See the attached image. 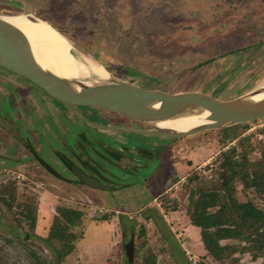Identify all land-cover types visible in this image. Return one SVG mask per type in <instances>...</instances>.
Returning a JSON list of instances; mask_svg holds the SVG:
<instances>
[{"label":"rangeland","instance_id":"1","mask_svg":"<svg viewBox=\"0 0 264 264\" xmlns=\"http://www.w3.org/2000/svg\"><path fill=\"white\" fill-rule=\"evenodd\" d=\"M11 14L51 22L112 77L142 87L233 99L264 85V0H0V15ZM73 53L83 57L74 47ZM8 78L0 69V106L13 105L10 118L22 117L31 147L0 130L6 137L0 143V263L264 264V250L246 239L222 240L230 247L213 259L190 219L201 192L225 202L227 154L245 167L230 180L234 195L264 210V117L180 138L101 130L33 83L28 86L39 97L25 94L22 82L8 86ZM84 114L110 126L151 129L117 113ZM128 146L145 149L147 159L128 153ZM115 153L144 166L127 169ZM61 158L102 175L113 188L80 183ZM255 176L258 187L249 185ZM60 208L83 214L71 228L75 249L61 261L62 242L48 239ZM29 214L36 215L34 227Z\"/></svg>","mask_w":264,"mask_h":264},{"label":"water","instance_id":"2","mask_svg":"<svg viewBox=\"0 0 264 264\" xmlns=\"http://www.w3.org/2000/svg\"><path fill=\"white\" fill-rule=\"evenodd\" d=\"M68 39L73 47L83 55H89L80 45L74 43L69 37ZM0 66L28 79L51 98L60 101L66 109L82 121L104 129L180 138L207 130L247 124L264 117V99L259 101L249 99L253 93L262 90V87L233 99H223L200 91L171 93L150 89L116 79L111 75L107 79L97 80L96 83L65 80L42 69L37 64L26 36L18 28L4 20L2 15H0ZM73 83L78 85L79 89H76ZM157 104L159 106L155 107ZM85 108L125 115L151 126V129L99 124L87 118L84 114ZM190 111H208V120L211 122L178 132L159 129L152 124L158 120L168 119ZM0 124L6 130H13V134L23 142L14 125L1 119ZM71 168L85 185L91 188L110 189L99 178L90 176L76 165L72 164ZM48 169L58 176L49 166Z\"/></svg>","mask_w":264,"mask_h":264},{"label":"trees","instance_id":"3","mask_svg":"<svg viewBox=\"0 0 264 264\" xmlns=\"http://www.w3.org/2000/svg\"><path fill=\"white\" fill-rule=\"evenodd\" d=\"M262 132L264 133V130ZM232 152H235L234 148ZM224 162L231 174L230 178L223 175V188L227 195L225 202H222L219 196L213 191L201 192L198 196L195 210L190 216L192 224L200 228L201 240L207 254L215 260L222 259L230 247L221 244V241L226 239H246V241H252L260 249L264 250V210L251 201H238L234 195V188L230 186L231 178L245 169L244 162L239 166L237 161L228 154ZM69 167L71 168V166ZM244 177L243 179L246 178ZM258 181V176H255L253 182L248 184L258 187L260 184ZM80 183L82 182L80 181ZM214 208L217 209L212 210ZM228 213L236 214V219L227 218ZM27 216L31 219V226L34 227L36 215L29 214ZM82 216V212L76 209H59L58 217H61L64 221L58 217L55 218L48 239L62 242V247L57 252L60 261L75 249V241L78 237L71 228L81 220ZM147 264L153 263L149 261ZM199 264L207 263L200 262Z\"/></svg>","mask_w":264,"mask_h":264},{"label":"bare ground","instance_id":"4","mask_svg":"<svg viewBox=\"0 0 264 264\" xmlns=\"http://www.w3.org/2000/svg\"><path fill=\"white\" fill-rule=\"evenodd\" d=\"M31 16L11 14L3 15L2 18L26 36L33 56L42 69L65 80H81L88 77L104 80L110 76L107 69L92 56L84 54L82 58L77 57L67 35L60 32L51 22ZM73 85L79 89L78 85L74 83ZM249 99L263 100L264 85L262 90L253 93ZM158 106L159 104L155 105ZM208 116V111H190L152 124L159 129L186 131L210 123Z\"/></svg>","mask_w":264,"mask_h":264},{"label":"flooded vegetation","instance_id":"5","mask_svg":"<svg viewBox=\"0 0 264 264\" xmlns=\"http://www.w3.org/2000/svg\"><path fill=\"white\" fill-rule=\"evenodd\" d=\"M0 69H2V70H4V74H5V76L6 77H8V76H10L11 78H8V86H10V87H13L16 83H18V84H20V82H22L23 83V89L25 90L24 92H26L25 94H30V93H32L33 95H35V96H37V97H39L37 94H35L34 92H33V90L30 88V86H28V85H31L30 83V81L28 80V79H26L25 77H23V76H21V75H19V74H17V73H15V72H13V71H11V70H9V69H7V68H5V67H2V66H0ZM16 81H18V82H16ZM21 85V84H20ZM9 95H10V92H9V90H7V93H6V97L8 98L9 97ZM6 102V101H5ZM7 103L8 104H6V103H4L3 104V106L1 107L0 106V119L1 120H3L4 122H7L8 124H10V125H14L15 127H16V129H17V131H18V133H19V135H20V137H21V139L23 140V142L21 141V140H19L14 134H13V130H6L4 127H2L1 126V124H0V130L1 131H3L6 135H8V138H12L15 142H18L20 145H22L24 148H27V149H30V147H31V142H30V139H29V137H28V135L26 134V132L24 131V128L20 125V123H19V121H20V119L22 120V117H19V116H17L16 117V120H15V122L12 120V118H10V115H11V113H12V108H13V105H11L10 103H9V101H7ZM24 113V112H23ZM24 114H27V112H25ZM99 124H102L101 122L99 123ZM103 125H107V124H103ZM95 128H99V127H95ZM99 129H101V130H107V129H104V128H99ZM110 130V129H109ZM119 131H124V130H119ZM82 134H80V138L81 139H87L88 140V138H86V137H84V136H81ZM5 139L6 137H2V138H0V143L1 142H3L1 139ZM3 139V140H4ZM94 142H97V141H94ZM141 148V149H140ZM137 147V149H136V147L134 148V147H131V146H128L126 149H127V151H128V153H132L131 152V150H133L134 152H133V154L134 155H137V156H139V157H142V158H144V159H147L146 158V154H145V149H143L142 147ZM120 150H121V148H120ZM118 150H115V152H117ZM114 153V152H113ZM115 156L114 157H116V159L115 160H117V161H119V162H122L123 164H124V166H126L127 167V169H129L130 167H132V166H139V168H143V166L144 165H142L140 162H136V161H134V159H128V157H129V155H127V154H124V155H119L118 153H115L114 154ZM132 157V156H131ZM61 162H64L65 163V165H66V168L71 172L72 171V168H70L69 166H71L72 164H73V162H72V160H70V161H68V160H65V159H63V158H61ZM67 162V163H66ZM44 164V167L50 172V170L48 169V164H46V162H44L43 163ZM52 170H54L51 166H49ZM79 167H80V169L81 170H83V171H85L87 174H89L90 176H93V177H97V178H99L100 179V181L101 180H104L103 179V177H102V175H99V174H97L96 172H88V170L87 169H85L82 165H79ZM119 167V166H118ZM120 168V167H119ZM55 171V170H54ZM56 172V171H55ZM73 172V171H72ZM52 173V172H51ZM57 173V172H56ZM53 174V173H52ZM58 174V176L57 175H55V176H57V177H61V175L59 174V173H57ZM79 180V179H78ZM81 181V180H80ZM102 182V181H101ZM83 183V182H82ZM103 184H105L104 182H102ZM106 185V184H105ZM107 186H109L110 188H113L112 186H110V185H107Z\"/></svg>","mask_w":264,"mask_h":264}]
</instances>
